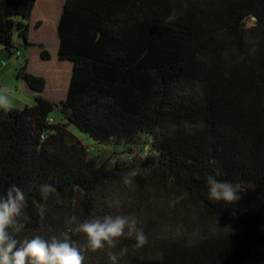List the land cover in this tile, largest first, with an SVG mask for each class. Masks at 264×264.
Instances as JSON below:
<instances>
[{
	"label": "trees",
	"instance_id": "trees-1",
	"mask_svg": "<svg viewBox=\"0 0 264 264\" xmlns=\"http://www.w3.org/2000/svg\"><path fill=\"white\" fill-rule=\"evenodd\" d=\"M35 2L0 0L8 58L32 46ZM57 31L64 98L42 97L23 59L16 79L34 103L0 109V196L15 185L27 199L16 238L58 236L71 216L128 215L148 242L121 238L119 264H264V0H65ZM72 128L124 149L100 162ZM209 175L239 199L210 200ZM106 251L83 264H110Z\"/></svg>",
	"mask_w": 264,
	"mask_h": 264
},
{
	"label": "clouds",
	"instance_id": "clouds-1",
	"mask_svg": "<svg viewBox=\"0 0 264 264\" xmlns=\"http://www.w3.org/2000/svg\"><path fill=\"white\" fill-rule=\"evenodd\" d=\"M175 18L173 12L166 17L165 23ZM11 107L10 94L0 90V109L7 111ZM137 173L138 169H133L122 174V183L130 185ZM206 183L210 200L232 203L239 199L237 187L231 182L220 181L215 175H209ZM53 191L49 185L41 186L45 198ZM114 203L117 207L120 206L119 201ZM26 206L25 192L15 185L0 196V264H83L85 252L100 250H107L110 264H119V258L127 252V248H122L119 252L113 251L121 238L133 239L135 248H141L148 242L146 234L138 227L136 218L128 215H105L85 220L71 216L66 221L65 230L58 236L45 239L36 235L19 240L16 237L24 229L19 218ZM39 214L43 216L44 205H40ZM74 235H82L85 243L77 246L72 239Z\"/></svg>",
	"mask_w": 264,
	"mask_h": 264
},
{
	"label": "rangeland",
	"instance_id": "rangeland-1",
	"mask_svg": "<svg viewBox=\"0 0 264 264\" xmlns=\"http://www.w3.org/2000/svg\"><path fill=\"white\" fill-rule=\"evenodd\" d=\"M53 1H54L55 6L58 8L61 5L63 7L65 0H53ZM61 10H62V8H61ZM40 22H45V21H41V19H36L34 24L36 25V23H40ZM58 22H59V20H58ZM247 23H248V26L254 25L253 21H248ZM48 27H49V32H50V26H48ZM47 39L49 42H46V44L48 46L46 49L48 50L49 54L51 55V57H49L48 60L53 59L52 62H55V54H54L55 52H54V50L52 51V48L56 43V37L51 36ZM46 44L44 43L45 47H46ZM48 60H43V61H48ZM37 61L39 63V60H37ZM43 61H41V62H43ZM19 62H20V60L15 58V57L8 58V57L0 56V83H2V86L0 85V90H3V91L8 92L10 94V98L12 101V108L22 109L24 106L33 105L34 99L32 96L30 97L26 93L22 92V90L20 89V86H18V83L20 80L16 79L15 74L17 71L16 67L19 66ZM4 63H5V65H4ZM31 65L34 67H29L27 72L32 74L31 72L34 70V73H35V75L33 74L34 76L41 77L44 80H45V77H44L45 75H47V77L54 76L53 79L52 78L50 79L49 84L46 87L45 96L50 101H53V102L60 101L61 97L63 98V93H64L63 90L64 89L62 88V90L60 91L58 89L57 85L53 84V82L59 81L58 76H60V81H61L62 76H64V78H65V72H68V70L65 69L64 67H62L59 71H54L52 69L53 68L52 64L51 65H49V64L39 65L37 63H34ZM37 71L45 72V73H48L49 71L50 72L48 74H41L40 75L37 73ZM42 75H44V76H42ZM67 75H68V73H66V77H67ZM52 80H54V81H52ZM61 85L63 86L62 83H61ZM18 87H19V89H18ZM45 96L42 94V97L46 98ZM53 117L55 118L56 122L60 121V116L58 113H54ZM72 131L80 140H82V142L85 145L93 146L92 147L93 148L92 154L94 156L98 157V160L100 162L107 160L110 156H113L114 153L121 152L124 149L123 147H116V146L93 145V142L86 135L77 132L73 128H72Z\"/></svg>",
	"mask_w": 264,
	"mask_h": 264
},
{
	"label": "crops",
	"instance_id": "crops-1",
	"mask_svg": "<svg viewBox=\"0 0 264 264\" xmlns=\"http://www.w3.org/2000/svg\"><path fill=\"white\" fill-rule=\"evenodd\" d=\"M61 8H62V5L57 8L55 6L53 0H36L34 9H33L32 15H31V19H30L29 42L32 43V46L25 49L24 50L25 52L23 51L21 53V56L18 59L19 60L27 59V61H28L27 70L29 69V67H34L31 65L34 63H37L39 65H47V64L51 65L52 64L53 65L52 69L54 71H59L62 67L67 69L68 72H65V78H64V76H62L61 81H60V76H58L59 81L53 82V84L57 85V87L60 91L62 90V88L64 89L63 90V92H64L63 98H64L66 88H67V84H68V80L70 77V64L66 61H60L57 58L58 39H57L56 32H57L58 20H59L60 14H61ZM36 19H41V21H45V22H40V26H38L36 28V26L34 24ZM48 26H50V32H49ZM51 36L56 37V43L52 48V51L54 50V52H55L54 53L55 54V62H52L53 59H50L48 61H43L40 57V48L38 47L39 44L44 45V43L46 44V42H49L47 38H49ZM47 47L48 46L46 44V48ZM47 52H48V50H47ZM0 56L7 57V55L2 50H0ZM50 57H51V55H50ZM37 60H39V63ZM41 61H43V62H41ZM4 65H5V63H4ZM19 67H20V65L17 66L16 69H18ZM31 73L35 75L34 70ZM37 73L40 75L41 74H48V73L39 72V71H37ZM66 73H68L67 77H66ZM15 76H16V74H15ZM42 76H44V75H42ZM44 77H45V82H46L45 84L46 85L44 88L43 95L45 96L46 87L48 86L50 79L51 78L53 79L54 76L47 77V75H45ZM52 81H54V80H52ZM61 83L63 84V86L61 85ZM0 85L2 86V83H0ZM18 86H20V89L22 90V92L26 93L30 97L32 96L30 90L21 81H19ZM18 89H19V87H18ZM63 98L61 97L60 100H62ZM46 99H47V97H46Z\"/></svg>",
	"mask_w": 264,
	"mask_h": 264
},
{
	"label": "water",
	"instance_id": "water-1",
	"mask_svg": "<svg viewBox=\"0 0 264 264\" xmlns=\"http://www.w3.org/2000/svg\"><path fill=\"white\" fill-rule=\"evenodd\" d=\"M56 35H57V39H58V37H59V36H58V31L56 32Z\"/></svg>",
	"mask_w": 264,
	"mask_h": 264
}]
</instances>
